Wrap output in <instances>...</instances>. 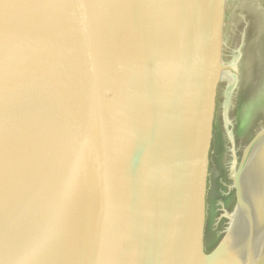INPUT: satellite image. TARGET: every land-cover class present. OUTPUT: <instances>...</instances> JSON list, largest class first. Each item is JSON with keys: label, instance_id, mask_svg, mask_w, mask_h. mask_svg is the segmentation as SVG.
<instances>
[{"label": "water", "instance_id": "obj_1", "mask_svg": "<svg viewBox=\"0 0 264 264\" xmlns=\"http://www.w3.org/2000/svg\"><path fill=\"white\" fill-rule=\"evenodd\" d=\"M169 2L185 20L179 34H160L147 20L127 15L109 33L114 59L165 51L179 59L181 70L167 82L146 79L137 86L144 96L142 132L126 155L122 138L114 143L127 177L121 190L127 212L104 243L99 264H264V74L262 83H248L246 53L254 44L262 74L264 7L261 0ZM0 20L8 25L9 53L20 70L10 169L26 186L39 181L46 143L65 122L92 137L103 126L59 79L55 24L27 11L5 16L2 6ZM82 152L93 158L87 145ZM95 209L89 182L57 264H68Z\"/></svg>", "mask_w": 264, "mask_h": 264}, {"label": "clouds", "instance_id": "obj_2", "mask_svg": "<svg viewBox=\"0 0 264 264\" xmlns=\"http://www.w3.org/2000/svg\"><path fill=\"white\" fill-rule=\"evenodd\" d=\"M0 6L5 16L27 11L55 24L59 79L69 96L82 97L85 114L95 113L103 126L98 137L86 136L68 120L46 143L38 182L22 186L13 174L5 175L0 182V264H57L89 182L95 191L94 220L80 230L68 264H99L104 243L127 212L121 195L127 177L114 143L134 129L135 112L144 101L137 86L146 79L167 82L181 70L179 59L165 51L114 59L108 39L112 24L127 15L147 20L160 34H179L183 14L169 0H0ZM85 145L91 160L83 155Z\"/></svg>", "mask_w": 264, "mask_h": 264}, {"label": "snow or ice", "instance_id": "obj_3", "mask_svg": "<svg viewBox=\"0 0 264 264\" xmlns=\"http://www.w3.org/2000/svg\"><path fill=\"white\" fill-rule=\"evenodd\" d=\"M8 25L0 20V182L6 174L11 173L10 165L13 153V130L10 121L16 105L13 93L19 90L20 70L9 53L6 39ZM133 131L125 133L121 139V152L126 155L139 138L143 126V114L139 108L135 112Z\"/></svg>", "mask_w": 264, "mask_h": 264}, {"label": "flooded vegetation", "instance_id": "obj_4", "mask_svg": "<svg viewBox=\"0 0 264 264\" xmlns=\"http://www.w3.org/2000/svg\"><path fill=\"white\" fill-rule=\"evenodd\" d=\"M261 4L263 5V7H264V0H261ZM264 10V9H263ZM252 36V38H255V36L254 35H251ZM253 44V43H252ZM254 45V44H253ZM253 45L248 49L249 50V52H246L247 51V49H246V53L249 55V57H250V60H249V63H250V67L252 68V70H251V73L249 74L250 76H249V79H248V83H250L251 81H253V80H259L258 82V84H260V83H262V81H261V79H260V77H262V75L264 74V72L261 74L260 73V75H258L259 74V72H260V62H258L257 61V58H256V50L253 48ZM256 48V47H255ZM251 49H252V51H251ZM254 53V54H253ZM262 63H263V66H264V59H263V61H262ZM261 63V64H262ZM252 65H253V67H252ZM248 83H247V85H248ZM244 86H245V83L243 84ZM246 85V86H247ZM244 86H243V88H244ZM264 86V85H263ZM244 93H245V91H244Z\"/></svg>", "mask_w": 264, "mask_h": 264}]
</instances>
